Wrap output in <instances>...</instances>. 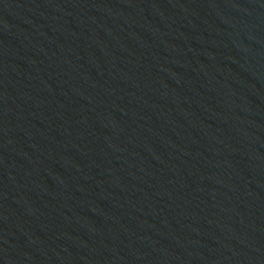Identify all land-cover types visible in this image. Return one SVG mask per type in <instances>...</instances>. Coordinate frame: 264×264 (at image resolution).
I'll list each match as a JSON object with an SVG mask.
<instances>
[{"label":"water","instance_id":"95a60500","mask_svg":"<svg viewBox=\"0 0 264 264\" xmlns=\"http://www.w3.org/2000/svg\"><path fill=\"white\" fill-rule=\"evenodd\" d=\"M0 264H264V0H0Z\"/></svg>","mask_w":264,"mask_h":264}]
</instances>
